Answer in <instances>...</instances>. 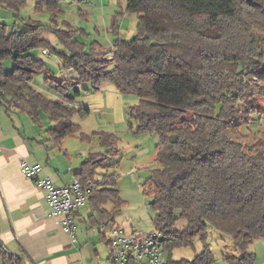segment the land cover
I'll list each match as a JSON object with an SVG mask.
<instances>
[{
    "label": "trees",
    "instance_id": "trees-1",
    "mask_svg": "<svg viewBox=\"0 0 264 264\" xmlns=\"http://www.w3.org/2000/svg\"><path fill=\"white\" fill-rule=\"evenodd\" d=\"M61 1L36 0L33 11L48 15L44 24L20 19L26 0H0V8L15 12L23 25L8 29L0 21V97L8 95L34 122L45 114L53 147L65 138L99 140L103 151L87 153L75 173L91 211L87 219L94 226L114 227L113 214L124 203L115 176L101 173L119 163H106L118 153L117 138L104 131L81 132L71 118L88 111L69 105L73 98L66 93L74 88L78 96L109 83L138 98L127 110L135 132L157 138L158 167L149 171L144 186L152 194L149 207L164 253L192 247L196 239L201 243L192 261L169 264H215L207 244L211 228L229 237L235 250L224 264H256L248 248L264 240V130L239 131L252 114L264 115L258 109L264 99V0H124V11L136 16L135 33L122 39L114 30L109 59L99 55L96 42L86 48L81 29L60 21ZM43 33L53 35L62 51L40 39ZM35 48L56 55L62 70L74 74L44 77L64 100H51L32 87L34 76L47 71L31 55ZM7 59L13 63L10 72L1 65ZM99 235L109 248L110 238Z\"/></svg>",
    "mask_w": 264,
    "mask_h": 264
},
{
    "label": "rangeland",
    "instance_id": "rangeland-1",
    "mask_svg": "<svg viewBox=\"0 0 264 264\" xmlns=\"http://www.w3.org/2000/svg\"><path fill=\"white\" fill-rule=\"evenodd\" d=\"M35 2L36 0H26L25 4L19 9V17L38 20V22L44 24L47 23V13H35L33 11ZM124 4V0H89L87 3H74L71 0H62L60 9L63 13L59 19L60 21H67L75 29H81L84 33L81 37V42L84 43L86 48L89 49L91 43L96 42L99 45V55L108 57L109 59L113 31L115 30L122 39H130L135 33L136 16L125 12ZM14 16L15 12L0 8V17H2L0 21L6 24L8 29L15 26L17 29L22 30L23 25L21 21L19 19L16 20ZM51 45L53 48L62 51V48L56 41ZM31 55L44 62L50 69L48 73H38L34 76L32 82L33 88L51 100H64L61 94L47 86L44 77L48 75L59 80L60 78H71L74 74L70 71L64 72L61 69L60 60L52 53L43 54L39 48H35L31 51ZM12 64L10 59L2 61L1 65L4 72H10L13 68ZM73 90L74 88L68 90L66 95L69 98H73L72 105L77 108L84 107L82 105L92 98L91 94L87 95L84 92H81L78 96H74ZM122 96L124 106L123 117L125 119L123 123L111 127L108 124L109 120L107 117L102 116L101 119L95 113L82 118L75 116L71 118V122L76 124L81 132L90 134L92 132L105 131L116 136L118 153L111 157V159H107L106 163L107 165L118 161L119 163L101 171V173L106 171L109 175L115 176L114 180L119 190V197L124 202L120 211L113 214L114 227L112 226L111 229H121L125 235L149 234L154 232V212L149 207L152 201V194L146 190L144 185L149 176V171L158 167L157 163L154 162L157 138L152 133L135 132V123L129 121L127 110L137 103L138 98L130 93H122ZM258 109L264 110L263 97L259 99ZM46 119L47 117L42 115L41 120L45 124L48 123ZM251 119L252 121L249 125L241 126L239 131L241 135L264 130V115L260 118L255 113L252 114ZM57 150L60 152L68 151L72 159L71 161H73L71 162L72 166H78L87 153L102 152L103 148L96 137L92 138L89 143H81L75 138H65ZM110 207V204H108L106 209L109 210ZM75 212H80L81 217H74V220L71 221V226L75 229V233L81 241L80 246L83 249L86 247L84 250L89 252H87L88 257L86 258L89 262L86 264H98L109 253V249H107L105 243L98 240V233L99 231H104L107 237H109L110 225L93 226L87 219V215L90 214L87 202L75 210ZM82 218H85V222H83ZM182 224L183 222H179L177 226H181ZM207 244L214 256L215 264H224L223 258L226 255L236 254L231 239L212 228L208 231ZM93 249L99 251V257L93 255ZM200 251L201 243L196 239L192 247L174 248L170 254L165 252L163 258L164 264L181 259L192 261ZM248 252H255L256 264H264V240L254 241L248 248Z\"/></svg>",
    "mask_w": 264,
    "mask_h": 264
},
{
    "label": "crops",
    "instance_id": "crops-1",
    "mask_svg": "<svg viewBox=\"0 0 264 264\" xmlns=\"http://www.w3.org/2000/svg\"><path fill=\"white\" fill-rule=\"evenodd\" d=\"M20 19L25 21L28 18ZM39 36L49 44L55 41L50 33ZM39 50L43 53V49ZM48 71L50 69L47 67L45 73ZM84 93L92 97L82 105L84 107H75L73 101L69 104L76 109L87 110L84 117L93 113L101 119L102 116L107 117L111 127L124 122L123 96L113 85L103 83L97 91ZM42 115L45 114L40 113L39 120L34 122L10 102L8 95L0 97V264H86L89 262L86 259L88 251L84 250L86 247L83 249L80 246L81 241L75 229L70 234L64 231L63 217L48 216L45 193L28 180L21 170L22 162L31 166L39 165L40 178L48 179L56 186H64L72 181L79 168V165L72 166L68 151L57 150L64 140L59 147H53L46 134V129L52 123L48 118V123H43ZM80 215V212L74 211L71 221ZM82 220L85 222V218ZM108 225L111 236L112 226ZM101 232L106 239L110 238L104 231ZM99 233L98 240L103 242ZM92 253L99 257L97 249H93ZM108 255L98 264H105Z\"/></svg>",
    "mask_w": 264,
    "mask_h": 264
},
{
    "label": "built area",
    "instance_id": "built-area-1",
    "mask_svg": "<svg viewBox=\"0 0 264 264\" xmlns=\"http://www.w3.org/2000/svg\"><path fill=\"white\" fill-rule=\"evenodd\" d=\"M43 53L48 51L43 49ZM23 175L34 185L45 193V199L49 206V217H63L62 225L64 231L74 233L71 226V214L82 207L87 200L84 188L74 177L72 181L64 186H56L48 179L40 178L39 165H28L21 163ZM162 235L157 232L149 234L125 235L121 229L111 230L109 255L105 264H126L133 260L138 264H164V248L161 241Z\"/></svg>",
    "mask_w": 264,
    "mask_h": 264
}]
</instances>
